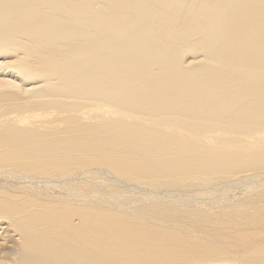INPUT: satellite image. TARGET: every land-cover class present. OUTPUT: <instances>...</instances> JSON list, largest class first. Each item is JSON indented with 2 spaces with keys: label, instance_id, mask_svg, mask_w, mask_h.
<instances>
[{
  "label": "bare ground",
  "instance_id": "1",
  "mask_svg": "<svg viewBox=\"0 0 264 264\" xmlns=\"http://www.w3.org/2000/svg\"><path fill=\"white\" fill-rule=\"evenodd\" d=\"M0 264H264V0H0Z\"/></svg>",
  "mask_w": 264,
  "mask_h": 264
}]
</instances>
